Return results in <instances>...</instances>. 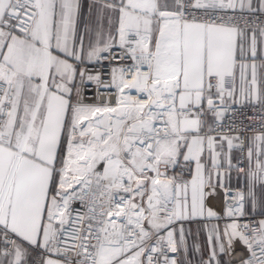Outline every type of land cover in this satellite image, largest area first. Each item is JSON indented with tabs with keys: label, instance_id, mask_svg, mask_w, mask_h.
I'll return each instance as SVG.
<instances>
[{
	"label": "snow or ice",
	"instance_id": "6c2138e0",
	"mask_svg": "<svg viewBox=\"0 0 264 264\" xmlns=\"http://www.w3.org/2000/svg\"><path fill=\"white\" fill-rule=\"evenodd\" d=\"M0 264H264V0H0Z\"/></svg>",
	"mask_w": 264,
	"mask_h": 264
}]
</instances>
